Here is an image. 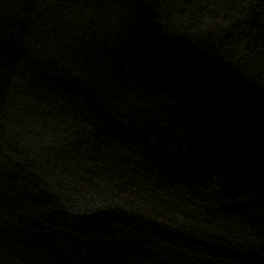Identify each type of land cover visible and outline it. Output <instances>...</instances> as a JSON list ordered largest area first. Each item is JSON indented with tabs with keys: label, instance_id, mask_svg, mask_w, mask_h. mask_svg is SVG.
Listing matches in <instances>:
<instances>
[{
	"label": "water",
	"instance_id": "95a60500",
	"mask_svg": "<svg viewBox=\"0 0 264 264\" xmlns=\"http://www.w3.org/2000/svg\"><path fill=\"white\" fill-rule=\"evenodd\" d=\"M0 264H264V0H0Z\"/></svg>",
	"mask_w": 264,
	"mask_h": 264
}]
</instances>
